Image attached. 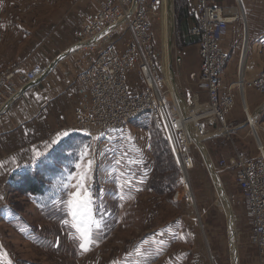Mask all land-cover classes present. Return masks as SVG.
<instances>
[{
    "label": "rangeland",
    "instance_id": "rangeland-1",
    "mask_svg": "<svg viewBox=\"0 0 264 264\" xmlns=\"http://www.w3.org/2000/svg\"><path fill=\"white\" fill-rule=\"evenodd\" d=\"M4 1L3 12L15 17V30L9 26L1 29L4 52L9 51L7 45L15 36L16 43H20L33 32L35 46L41 52L47 54L49 48H56L54 55H58L75 44L73 31L80 20L79 11L87 9L86 2L75 0ZM172 1V33L167 19L168 0H162L151 22L155 48L164 57L172 94L175 89L171 72L180 95L192 109L185 110L196 114L186 116L183 110L186 118L195 119L187 127L194 166L186 171L195 200L188 198L183 172L157 118L150 113L139 114L108 133H77L73 135L78 137L72 141L74 152L68 162H49L50 172H37V163L29 166L45 186L43 194L29 193V181L14 177L24 168L0 180V264H194L196 259L202 264H235L233 240L237 243L238 264H257V251L249 239L251 222L245 199L235 182L234 170L222 164L236 150L256 153L255 138L244 124L246 114L240 95L230 114L231 120L241 124L235 135L220 132V123L202 116L206 110H197L196 95L204 94L207 99V94L199 87L201 57L197 37L188 31L195 23V0ZM230 2L234 4V0ZM114 32L110 37L113 42L120 46L127 44L124 24ZM190 41L194 43L187 46ZM107 43L104 40L87 49L95 56ZM87 49L70 53L77 57L72 64L73 74L79 76L87 67V60H81ZM232 69L235 73L237 68ZM221 80L222 88L226 89L236 79L235 75H225L223 69ZM247 98L253 113L252 124L255 123L252 132H259L264 141V104L259 105L264 96L250 89ZM197 115L198 122L208 124L207 137L202 138L192 129H196ZM194 137L204 144L223 183L235 215L236 234L230 231L231 221L224 202ZM89 160L92 164L85 187L91 193L92 218L99 226L93 225V242L88 251H83L75 229L63 221L71 220L67 208L69 193L76 191L72 185L77 183V174L87 167Z\"/></svg>",
    "mask_w": 264,
    "mask_h": 264
},
{
    "label": "built area",
    "instance_id": "built-area-1",
    "mask_svg": "<svg viewBox=\"0 0 264 264\" xmlns=\"http://www.w3.org/2000/svg\"><path fill=\"white\" fill-rule=\"evenodd\" d=\"M75 2H86L87 9L79 11L80 20L73 31L74 45L94 40L75 50L82 51L104 40L108 43L95 56L89 49L84 50L87 54L81 60L86 59L88 65L77 80L82 95L73 111L74 131L104 134L125 126L141 113H150L164 131L186 185V171L194 166V159L186 148V129L176 126L182 116L170 92L164 57L155 48L151 22V16L158 12L162 0ZM234 23L241 26L242 45L236 80L223 89L221 72L228 64L229 54L222 41ZM120 24L125 25L128 36L124 46L110 39ZM247 27V12L242 0H234L231 5L220 4L218 0H195V23L189 34L197 37L201 57L199 87L207 94V109L202 116L210 117L212 123H220V132L228 136L237 134L241 128V124L230 118L238 95L247 105L248 90L253 89L264 96V66L255 77L249 78L246 73ZM45 69L46 66L40 63L33 64L24 71L26 80L38 81L44 77ZM21 70L20 64H10L0 70V88L12 82ZM172 100L174 103L171 104ZM243 111L246 114L244 124L249 127V105L243 104ZM198 121V128L207 133L208 124ZM250 133L255 138L256 153L236 150L222 164L235 172V182L243 194L251 222L249 239L257 251V264H264V141L259 132L250 129ZM194 264H202V261L196 259Z\"/></svg>",
    "mask_w": 264,
    "mask_h": 264
},
{
    "label": "crops",
    "instance_id": "crops-1",
    "mask_svg": "<svg viewBox=\"0 0 264 264\" xmlns=\"http://www.w3.org/2000/svg\"><path fill=\"white\" fill-rule=\"evenodd\" d=\"M242 2L247 12L248 25L246 73L249 78H252L257 76L264 66V0H242ZM4 3V0H0L1 43H3L1 32L3 27L6 29L9 26L10 29L15 30L13 28L15 17L7 11L3 12ZM218 3L232 4L230 0L228 2L218 0ZM27 33L28 31L25 32ZM93 42L80 44L88 45ZM35 44L32 32L23 37L20 43H16L15 36L12 43L7 45L9 51L4 52V43L0 46V69L10 64H20L22 67L21 73L12 82L0 88V180L8 178L19 169L31 166L59 143L77 134L73 128V111L82 95V89L77 82L78 74H73L74 70H72V64L76 63L77 57L69 54L49 73L44 74L43 78L28 82L24 71L36 63L48 66L62 53L61 51L55 56L56 48H49L47 54H44ZM241 45V26L239 23L231 24L230 32L222 41L223 48L229 54L225 75H235L230 69L237 68ZM76 47L78 46L74 45V48ZM18 91V95L13 97ZM174 95L178 100L175 91ZM181 98L178 101L182 109L185 110L188 107L192 110L186 100L182 96ZM199 99L207 100L204 94H199ZM263 104L262 101L259 103V105ZM184 112L186 116L190 114L187 109ZM192 129L196 132L194 127ZM63 132H68V135L60 136L57 140V134ZM54 140H56L55 143H53ZM36 152L42 155L36 156Z\"/></svg>",
    "mask_w": 264,
    "mask_h": 264
},
{
    "label": "snow or ice",
    "instance_id": "snow-or-ice-1",
    "mask_svg": "<svg viewBox=\"0 0 264 264\" xmlns=\"http://www.w3.org/2000/svg\"><path fill=\"white\" fill-rule=\"evenodd\" d=\"M68 132L58 133L57 140L60 136H67ZM56 140L53 141L55 143ZM86 154V153H85ZM42 153L36 152V156H40ZM92 161L89 160L87 167L77 174V183L72 185L76 189L74 192L69 193V199L67 200L68 213L71 216V220H65L63 223L70 224L78 234L80 244L79 247L83 251H88V245L92 243V228L96 224V221L92 218V198L91 193L85 187V180L88 177L91 169ZM77 168H81L80 164H77ZM98 227L99 225L96 224ZM10 264V262H9Z\"/></svg>",
    "mask_w": 264,
    "mask_h": 264
},
{
    "label": "bare ground",
    "instance_id": "bare-ground-1",
    "mask_svg": "<svg viewBox=\"0 0 264 264\" xmlns=\"http://www.w3.org/2000/svg\"><path fill=\"white\" fill-rule=\"evenodd\" d=\"M173 1L172 0H168V9H167V19H168V24H169V28L171 29V33H172V30H173ZM121 25V24H120ZM119 25V26H120ZM118 27V26H117ZM172 27V28H171ZM111 32V31H110ZM170 38H171V36H170ZM170 38H169V50H170V47H171V45H170ZM94 41V40H93ZM86 42H89V41H86ZM83 43V42H82ZM92 44V43H91ZM85 46L86 44H79V45H77V46ZM89 45V44H88ZM74 47V46H73ZM73 47H70L69 49H71V48H73ZM73 50V49H72ZM75 50V49H74ZM73 50V51H74ZM171 71V70H170ZM46 72V71H45ZM45 72H44V74H45ZM171 81H172V85H173V87H174V89H175V91H176V95H177V97L179 98V99H182L181 98V96H180V94H179V91H178V88H177V86H176V83L173 81V79H172V72H171ZM169 88H170V92H171V94H172V88H171V84H170V81H169ZM172 96H173V98H174V100H175V104H176V106L178 107V110H179V112L181 113V118L177 121V123L178 124H176V126H178V125H181L182 127H184L185 129H186V141H187V145H186V148H187V150H188V148H189V146H190V142H189V140H188V133H187V127H188V124H190V122H192V121H195V119H192L191 117H188V118H186L185 117V114H184V112H183V109H182V107H181V105H180V103H179V101L174 97V95L172 94ZM197 101H198V104H197V110H206L207 109V100L206 101H201L200 99H199V94H197ZM243 104H245V106H247L248 107V105H247V103L246 102H244L243 101ZM203 108H205V109H203ZM195 110V109H194ZM191 111V110H190ZM190 114L192 115V114H194L195 116H196V114H195V112H190ZM248 114H249V116H250V120H251V125H249V127H250V129L252 130V128L254 127V125H255V123L254 124H252V116H253V113L250 111V113H249V111H248ZM198 118H199V116L197 115V120H198ZM197 120H196V122H197ZM197 126V128H196V133L198 134V135H200L202 138H204V137H207L208 136V134L205 132V131H201L199 128H198V125H196ZM194 141L197 143V145H199V147H200V150H201V152H202V154H203V156H204V158H205V160H206V162H207V164L208 165H211V158H210V156L209 155H207L208 153H207V151H206V149L204 148V144L202 143V142H200L199 141V139L198 138H196V137H194ZM217 167V166H216ZM189 179V178H188ZM215 185H216V188H217V190H218V192H219V196H220V198L222 199V201L224 202V207H226V210H227V214H228V218H229V221H231V229H230V231L231 232H233V234H236L235 233V224H234V220H235V215H234V213H233V210H232V205H231V202H230V200L228 199V196H227V194H223L222 193V190H223V183H222V181L220 180V178H219V180L217 179V181H216V183H215ZM186 189L188 190V192H189V198L191 199V201H194L195 199H194V197H193V194L191 193V190H190V187H189V184L186 182ZM224 191V190H223ZM234 236V235H233ZM236 245H237V243L236 242H234V240L232 241V248H233V251H234V253L236 252L235 250H237V247H236ZM234 253H233V255H234ZM236 263V262H235Z\"/></svg>",
    "mask_w": 264,
    "mask_h": 264
},
{
    "label": "trees",
    "instance_id": "trees-1",
    "mask_svg": "<svg viewBox=\"0 0 264 264\" xmlns=\"http://www.w3.org/2000/svg\"><path fill=\"white\" fill-rule=\"evenodd\" d=\"M194 11H195V7H194ZM184 15V13H181V16ZM194 15V14H193ZM191 43H194L193 41L187 42V46ZM197 43V42H196ZM143 114V113H141ZM78 136H71L69 137L67 140L59 143L54 149H52V151H50L46 156L40 158L36 163L38 164V166L36 167L37 172L41 171L45 172L44 170H46V172H50V167L48 165L49 162H52L54 160L61 162V164H64L66 161L68 162V159H70V157L73 154V147L72 145V141ZM72 147V148H71ZM46 163V166L45 164ZM63 166V165H61ZM60 166V167H61ZM32 167V166H31ZM31 167H27L22 171H18L15 173L14 177H18V178H22V180L20 181H29L27 188L30 191L29 193H33V195H39V194H43L44 192V188L45 186H43V183L41 185V183H39L38 177H35V169L31 168ZM22 182H20L21 184Z\"/></svg>",
    "mask_w": 264,
    "mask_h": 264
},
{
    "label": "water",
    "instance_id": "water-1",
    "mask_svg": "<svg viewBox=\"0 0 264 264\" xmlns=\"http://www.w3.org/2000/svg\"><path fill=\"white\" fill-rule=\"evenodd\" d=\"M79 45V44H78ZM74 46V45H73ZM72 46V47H73ZM79 47V46H78ZM78 47H76V48H71V49H66L65 51H63L62 53H60L56 58H54V60L48 65V66H46V69H45V71H47L46 73H45V75L47 74V73H49L55 66H56V64L60 61V60H62L63 58H65L66 56H68L74 49H77ZM73 49V50H72ZM171 71H172V69H171ZM173 81H174V78H173ZM175 82V81H174ZM18 93H19V91L17 92V93H15L14 94V96L13 97H15V95L17 96L18 95ZM189 96H190V94H189ZM9 101H11V100H9ZM190 102V101H189ZM211 161V165H208L209 166V168H210V171H211V173H212V176H213V179H214V181H215V183H216V181H217V179L219 180V175L217 174V172H216V170H215V166H214V163L212 162V160H210ZM223 190H224V188H223ZM222 190V193L224 194L225 193V191H223ZM232 234V233H231ZM233 235V234H232ZM231 244H232V242H231ZM236 252L234 253V261L236 262L235 264H238V251L237 250H235Z\"/></svg>",
    "mask_w": 264,
    "mask_h": 264
}]
</instances>
